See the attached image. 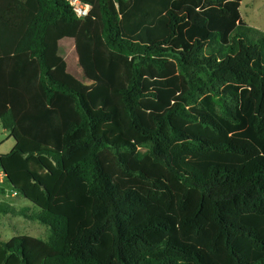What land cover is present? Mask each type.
<instances>
[{"label":"trees","instance_id":"trees-1","mask_svg":"<svg viewBox=\"0 0 264 264\" xmlns=\"http://www.w3.org/2000/svg\"><path fill=\"white\" fill-rule=\"evenodd\" d=\"M80 1L85 19L0 0V168L38 208L0 215L50 229L0 236V264H264V33L243 0Z\"/></svg>","mask_w":264,"mask_h":264},{"label":"rangeland","instance_id":"rangeland-1","mask_svg":"<svg viewBox=\"0 0 264 264\" xmlns=\"http://www.w3.org/2000/svg\"><path fill=\"white\" fill-rule=\"evenodd\" d=\"M240 12L242 19L250 27L264 33V0H243ZM75 48L73 40H64L59 43V53L67 62L68 72L79 81L89 85L90 83L86 80L84 71L79 64ZM14 145V138L0 124V154L9 153ZM0 202H6L17 210L28 208L29 214L38 211V208L23 196L15 194L8 182L0 184ZM0 236L5 242H9L18 236H30L47 241L50 236V229L38 221H32L22 216L0 215Z\"/></svg>","mask_w":264,"mask_h":264},{"label":"built area","instance_id":"built-area-1","mask_svg":"<svg viewBox=\"0 0 264 264\" xmlns=\"http://www.w3.org/2000/svg\"><path fill=\"white\" fill-rule=\"evenodd\" d=\"M73 9V12L76 14V16L80 19H85L88 17L91 6L81 2L80 0H67ZM4 182H7L6 175L4 171L0 168V184H3ZM15 194H18L15 192Z\"/></svg>","mask_w":264,"mask_h":264},{"label":"crops","instance_id":"crops-1","mask_svg":"<svg viewBox=\"0 0 264 264\" xmlns=\"http://www.w3.org/2000/svg\"><path fill=\"white\" fill-rule=\"evenodd\" d=\"M1 124V123H0ZM3 128V127H2ZM4 129V128H3ZM10 133V132H9ZM15 146V145H14Z\"/></svg>","mask_w":264,"mask_h":264},{"label":"water","instance_id":"water-1","mask_svg":"<svg viewBox=\"0 0 264 264\" xmlns=\"http://www.w3.org/2000/svg\"><path fill=\"white\" fill-rule=\"evenodd\" d=\"M7 178V177H6Z\"/></svg>","mask_w":264,"mask_h":264}]
</instances>
